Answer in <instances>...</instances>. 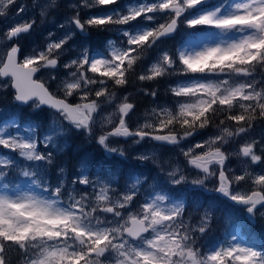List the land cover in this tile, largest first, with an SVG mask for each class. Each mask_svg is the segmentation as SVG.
<instances>
[{"label":"snow or ice","instance_id":"snow-or-ice-1","mask_svg":"<svg viewBox=\"0 0 264 264\" xmlns=\"http://www.w3.org/2000/svg\"><path fill=\"white\" fill-rule=\"evenodd\" d=\"M37 7L43 24L59 0H32ZM66 7L63 35L50 31L28 49L36 16L24 0H0V92L44 116L0 120V264H264V233L236 225L210 238L218 201L264 220V0ZM93 33L108 36L92 48ZM162 81L167 99L158 103ZM136 82L157 85L137 89L152 104L141 114L127 91ZM72 137L105 160L147 145L133 159L155 173L121 183L85 153L70 176L62 158ZM160 150L174 155L161 159Z\"/></svg>","mask_w":264,"mask_h":264},{"label":"rangeland","instance_id":"rangeland-1","mask_svg":"<svg viewBox=\"0 0 264 264\" xmlns=\"http://www.w3.org/2000/svg\"><path fill=\"white\" fill-rule=\"evenodd\" d=\"M24 2L28 5V7L30 9V11L28 13H26V16H36L37 25L39 24L42 26L41 32L43 35L42 37L44 39L43 45L46 43L45 37L47 36L48 32H50V31L55 32V36L53 37V39H58L60 36L63 35V30L57 29L56 25H58L59 23H62L64 18L67 15H71L69 12L68 13H61V15H60L59 14L60 8L58 7L57 9L50 11L49 15L45 19L44 23L41 24L40 18L38 16L39 7L32 8V0H24ZM67 2L70 3L71 0H68L64 3L67 4ZM39 3L41 5H43V4L47 3V0H39ZM3 26L4 25L2 23H0V28H2ZM43 26L46 28L47 32H45V29ZM28 38H29V36L26 39H28ZM43 45H41V47ZM34 46L35 45H33L32 47H34ZM46 75H47L46 73L42 74V76H46ZM0 94H1V92H0ZM5 95H6L5 93H4V95H3V93L0 95V107H3V109H4L3 113H0V120H3L5 118L9 117L12 113H16V112H18L19 114L23 113L22 109H17L15 106L9 104L8 101L10 100V97L7 96V98H5ZM4 100L7 102L3 103ZM109 111H111V109H109ZM32 114L33 113H31L30 110L27 109V111L24 113V117L21 120V123H23L26 120H33L34 117L38 118L39 121H41L43 118V115H40V114H33L32 115ZM133 120H135V117H133ZM76 141H77L76 144L80 150L83 147L84 149L86 148V153L92 154L93 161L95 159H97V160H99V163L103 162V164H107L110 162V163H115L116 165H117V163L125 162V163H127L129 168H133L134 165H140V168H136V170L135 169L132 170L131 173H133V172H144V173H149V174L155 173V169H154L153 165L151 164V162H147V163L142 164L139 161L133 159V157L138 152L145 151L148 148L147 145L136 146L134 148H128L127 145H124L128 151V159L127 160H121L119 158L105 160L103 157L101 149H99L95 144L87 145L81 137H77ZM119 143L123 145L124 141L120 140ZM129 143H131V142L129 141ZM159 155H160L161 159L167 160L169 158V156L174 155V153L170 152L169 150H160ZM236 164H237V161L235 160V158H233L232 164L230 166L235 167ZM119 167H121V166H119ZM131 173H129V174H131ZM225 210H228L229 214L231 212L238 213V218H236V220L233 219L232 225H229L228 223H226V217L227 216H224ZM216 216H217V220L213 224V233L210 237L211 239H216L215 235L217 233L220 234L221 232H223L222 234L224 235L225 234L224 230H226V231L234 230V227L236 225L242 226L246 230H250L249 224H257V226H255V231H258L259 234L264 233V220H260L259 218H257V220L255 222H249L242 213H239V209H233V206L229 202L222 201V200L217 202ZM223 226H224V228H223ZM221 229H222V231H221ZM217 237H218V235H217Z\"/></svg>","mask_w":264,"mask_h":264},{"label":"trees","instance_id":"trees-1","mask_svg":"<svg viewBox=\"0 0 264 264\" xmlns=\"http://www.w3.org/2000/svg\"><path fill=\"white\" fill-rule=\"evenodd\" d=\"M66 1H68V0H59V8H60L59 14L60 15H61V13H68V12L71 14L70 10L67 9L66 4L64 3ZM41 27L42 26L38 24L36 29H35V31L29 36V38L26 39L27 38L26 37L25 38L26 40L23 39L22 43L26 46V48L31 49L33 45H35V46L43 45V40L44 39L42 37L43 35H42V32H41ZM44 29H45V32H47L45 27H44ZM106 36H108V34L97 35V34L93 33L90 36V38H89L90 47L96 48L98 45H100L103 42V40L105 39ZM110 38H116V37L115 36H111ZM181 39H182V37L180 35H178L176 37L175 41H172V40L167 41V46H171L173 43H176V42L180 41ZM80 43H81L80 41H76L75 38H74L73 41L70 42V45L71 44L78 45ZM138 71H139V69H138ZM133 79H135V78L133 77ZM149 86L157 87V85L153 84L152 82H136L135 84H130L129 86H127V91L134 94V101H140V103L138 105V108H137V113L138 114L143 113V111L146 108H149V107L152 106L151 98L143 97L141 95H137L136 94L137 93V89L142 88V87H149ZM165 86H166L165 82H163V81L160 82V84H159V100L157 101L158 103H163L167 99V97L165 96V93H164ZM1 94H2V92H1ZM3 95H4V93H3ZM7 96L10 97V94H8ZM6 102L7 101L4 100L3 103H6ZM26 111H27V108L22 109L23 113L19 114L20 120L23 119L24 113ZM40 115H43V114H40ZM43 119H44V116H43L42 120ZM33 120L39 121V119L36 118V117H34ZM76 140H77V137L70 138L71 148L69 149L68 154L62 158L67 163L68 171H69L70 176L73 175L76 172V170H77V161L80 160V158L82 156H84V153H85V152L82 153V151L78 148V146L76 144L77 143ZM12 155L15 156V153H13ZM117 165L115 163H110V170L114 174H118L120 176L121 183H123L124 178L126 176H128L129 173H131L132 170H134L136 168H140V165H134L133 168H129L127 163H125V162L117 163ZM119 166H121V167H119ZM104 167H105V165H104ZM105 168L108 169V167H105ZM224 213H225L224 216H227L229 214L228 210H225ZM236 218H238V215H237V217L234 218V220H236ZM249 226H250V230H246L243 227V231L245 233L253 235V236H256V237H259L261 235V234L258 233V231H255V226H257V224H249ZM223 228H224V226H223ZM221 231H222V229H221ZM222 233L223 232H221L220 234L217 233L215 235L216 238L221 237L223 235ZM224 233H226V230H224ZM217 235H218V237H217Z\"/></svg>","mask_w":264,"mask_h":264},{"label":"flooded vegetation","instance_id":"flooded-vegetation-1","mask_svg":"<svg viewBox=\"0 0 264 264\" xmlns=\"http://www.w3.org/2000/svg\"><path fill=\"white\" fill-rule=\"evenodd\" d=\"M75 40L76 41H80L81 42V38L79 37V36H77L76 38H75ZM77 47H79V44L77 45ZM81 151H82V153H84L85 151H86V148L84 149L83 147L81 148ZM85 154V153H84ZM93 162V164H96V163H99V160H97V159H95L94 161H92ZM102 164H103V162H101ZM105 165V167H108V169L110 170V162L109 163H107V164H104ZM118 166V165H117ZM118 170V169H117ZM136 170V169H135Z\"/></svg>","mask_w":264,"mask_h":264},{"label":"bare ground","instance_id":"bare-ground-1","mask_svg":"<svg viewBox=\"0 0 264 264\" xmlns=\"http://www.w3.org/2000/svg\"><path fill=\"white\" fill-rule=\"evenodd\" d=\"M67 4H68V2H67ZM67 4H66V5H67ZM71 14H72V13H71ZM112 39H114V38H112Z\"/></svg>","mask_w":264,"mask_h":264}]
</instances>
